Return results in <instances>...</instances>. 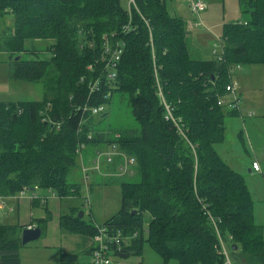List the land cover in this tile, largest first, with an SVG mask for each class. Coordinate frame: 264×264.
I'll list each match as a JSON object with an SVG mask.
<instances>
[{"label": "trees", "instance_id": "16d2710c", "mask_svg": "<svg viewBox=\"0 0 264 264\" xmlns=\"http://www.w3.org/2000/svg\"><path fill=\"white\" fill-rule=\"evenodd\" d=\"M237 1L249 21L221 26L223 60L218 62L213 54L209 61L195 57L185 22L167 13L166 0H0V13L9 10L13 18L11 30L0 35V53L11 58V79L41 82L44 94L55 95L58 89L65 93L62 98L46 95L42 102L0 104V197L39 188L60 200L76 199L77 182H67L68 176L80 175L76 156L87 152L95 163L101 153L96 143L107 152L116 143L134 159L139 181H119L120 209L103 224L106 228L138 233L148 214L150 247L164 262L178 264H221L216 252L219 230L231 249L235 247L237 258L242 254L246 264H264V240L253 223L252 196L243 177L215 150L224 139L223 120L229 115L217 102L227 94L231 69L264 64V0ZM112 38L124 46L115 79L90 96L88 83L98 76L102 46ZM35 40L49 42L52 58L41 59V52L24 47V42ZM21 54L31 57L23 59ZM154 71L186 139L164 121ZM117 91L127 93L140 133L135 140L98 142L87 125L96 116L80 109L107 106L111 98L105 95ZM44 116L49 122L40 121ZM52 123H60V129ZM78 211L73 207L71 225L61 216L60 226L92 238L95 225L79 220ZM45 222L40 221L39 228ZM18 230L0 226V264H20ZM141 237L139 233L131 240L123 254H140ZM238 251L241 254H235ZM59 263L78 262L76 256L62 255Z\"/></svg>", "mask_w": 264, "mask_h": 264}, {"label": "rangeland", "instance_id": "374dc122", "mask_svg": "<svg viewBox=\"0 0 264 264\" xmlns=\"http://www.w3.org/2000/svg\"><path fill=\"white\" fill-rule=\"evenodd\" d=\"M205 10L199 14L191 13L185 0H166V11L170 16L181 18L186 25V30L190 36V45L192 49H197L202 59L207 61L212 57V51L220 53V35L221 26L227 23L247 22L249 15L243 14L239 10L237 0H201ZM125 5V3H124ZM9 10H3L0 13V35H6L4 31L9 32L12 27L13 18ZM50 46L46 40H35L24 42L27 49H35L41 52L40 58L47 60L52 58V53L47 48ZM21 58L30 59V55L21 54ZM11 59V58H10ZM10 59L6 53H0V104L21 103V102H42L48 95L44 94V85L41 82H24L11 79L9 75ZM86 65V64H85ZM90 70L88 64L85 66ZM93 69V68H92ZM65 76V73H62ZM232 82L243 88V92L237 95L236 109H228L227 104L232 103V96L224 94L218 101H222L224 114H227L223 120L224 139L221 143L215 145V150L221 159L227 163L230 169L240 174L246 184L248 191L252 195L253 201V223L259 226L262 231L264 240V64H254L240 66L238 71L231 72ZM50 86L51 85H46ZM64 90H56L54 97H64ZM112 96V97H110ZM107 98H111L105 106V114L98 115L88 121L87 125L91 133L95 135L98 142H109L127 137L135 140L140 133V127L133 121L130 109L127 104L128 95L121 92H115ZM48 105L46 106V108ZM45 108V109H46ZM51 110V106H50ZM45 112V111H44ZM252 113V116L249 114ZM41 122L45 118L41 117ZM94 139V140H95ZM104 140V141H103ZM94 147L100 148L102 153H106V147L101 143H96ZM97 148V149H98ZM110 148L115 152L112 155L113 161L107 164L99 161L98 170L93 158L88 154L85 158L81 155L76 156V164L80 168V175H71L67 177L68 183L78 184V197L76 199H57L50 200L47 205L39 204L31 208L33 221L36 223L40 218L45 217V224L41 237L33 242L20 246L18 256L20 264H60L62 255L77 257V264H89L91 261L87 250L92 239L87 234L81 232L74 233L70 229L64 230L60 226L61 216L67 220L66 224H72L74 213L66 210V206H74L83 212L82 222L87 225H103L107 220L113 217L120 209L121 189L119 181L138 182V173L133 171L132 175L120 176L119 170L114 171L117 163L121 162L120 156H126L124 148L119 149L116 143L110 144ZM87 154V152H84ZM84 157V156H83ZM111 157V159H112ZM119 158V159H118ZM82 160L85 162L82 167ZM255 162L259 167L258 173L251 172L250 164ZM108 165V166H107ZM111 170L116 176L109 177L106 174ZM84 171H89L88 176ZM94 170V171H93ZM248 170H250L248 172ZM105 173V174H104ZM87 182L85 183V179ZM138 180V181H137ZM45 189H36L32 193L38 196L45 193ZM27 192L19 198H30ZM2 198L4 211L0 212V225H7L8 222L28 223L30 220L29 201L20 200V206L25 205V211H19V221L15 220L17 213L9 206L13 204L14 198ZM89 199V205L85 200ZM47 206V209H46ZM61 206V207H60ZM73 209V207L71 208ZM45 210L49 213H46ZM64 213V214H63ZM63 214V215H62ZM79 219V220H81ZM34 221V222H35ZM141 241V253H129L125 258L111 257L113 264H178L174 260L164 262L163 259L155 252L148 243V224L149 215L145 214L143 218ZM139 238V235L136 239ZM131 245H128L129 248ZM240 251V250H239ZM235 254H241L240 252ZM233 264H246L242 254L237 258L232 252L229 253Z\"/></svg>", "mask_w": 264, "mask_h": 264}, {"label": "built area", "instance_id": "2783aa9c", "mask_svg": "<svg viewBox=\"0 0 264 264\" xmlns=\"http://www.w3.org/2000/svg\"><path fill=\"white\" fill-rule=\"evenodd\" d=\"M188 8L191 13L194 14H199L205 10L204 4L201 2V0H185ZM132 2V0H130ZM127 30V27L123 28V32ZM113 39V38H112ZM111 39V40H112ZM123 43L118 39L115 38L111 42L109 40L106 41V43L102 46L101 53L99 56V59L97 61L99 69L98 71V76L90 81L88 83V94L91 96L92 94L98 93L101 90L102 86L110 85L115 79V70L116 67L120 61V55L123 52ZM221 48V46H220ZM213 55H216V60L218 62H221L223 60L221 51L220 53H217L215 50L212 51ZM90 71H92V67H90ZM240 69V66H235L231 69V72L238 71ZM154 81H155V86H156V95L159 101L160 106L163 109V118L164 121L167 123H170L173 127V129L177 132L178 135L186 139L185 135V130L184 126L181 123V120L179 118H176L174 115V110L173 107L168 104L161 92V87L158 82V78L156 75V72L154 71ZM84 80H80V82H83ZM225 91L227 94L232 96V103L227 104L226 107L228 109H236L237 107V92L235 88L232 85V79L231 83L226 86ZM111 95V93H108ZM107 97V94L105 95L104 98ZM218 106L224 107L225 104L222 101L217 102ZM79 110V109H78ZM80 111L84 113H88L91 116H98L101 113L105 112V106L104 105H96V106H91L88 107L87 105H83L81 107ZM253 114H249V116H252ZM45 122H49V119H47L45 116ZM54 129L58 131L60 129V123L54 124ZM82 145L78 148V154H80V151L82 149ZM115 152L110 150L109 152L106 153H99L96 157L95 163L97 168H95V172L98 170V163L99 161L103 158H105L106 163L110 162L112 163L113 158L117 157L114 155ZM112 157V159H111ZM121 162L119 164V172L118 174L120 176H126V175H132L133 174V167H134V159L129 158L128 156H120ZM251 169L253 172L258 173L259 172V167L258 165L253 162L251 164ZM83 172H87L84 171ZM88 178L85 179V181ZM31 192L30 193V200L34 201L37 200V196L32 193V190H29L27 188H22L19 193H17L19 196L16 198H19L20 196H23L25 193ZM2 198H8V197H0V212L4 211V205L3 202L1 201ZM43 201V199H41ZM88 199L85 200V203L88 204ZM96 228V233L95 235L91 238L92 241L90 243L89 249H88V255L91 258V261L89 264H113L111 261V257H118L119 255L123 254V250L127 248L128 245H130L131 240H135L137 236L139 235V232H133L132 234L128 235L123 233L121 230L114 229V228H106L104 225H99L95 226ZM216 239H217V245H216V252L218 256L220 257L221 264H233L230 258L229 253L232 252L231 246L229 245V242L224 240L221 235L219 230H216ZM119 258V257H118Z\"/></svg>", "mask_w": 264, "mask_h": 264}, {"label": "crops", "instance_id": "0c3cea01", "mask_svg": "<svg viewBox=\"0 0 264 264\" xmlns=\"http://www.w3.org/2000/svg\"><path fill=\"white\" fill-rule=\"evenodd\" d=\"M193 51H194V55H195V57L197 58V59H199V60H203L202 59V55H199V52L197 51V49H193ZM211 59H212V57H211ZM210 59V60H211ZM205 61V60H204ZM207 61H209V60H207ZM232 85H233V87L235 88V90H236V92L238 93V95H240L242 92H243V88L241 87V86H238V85H236V84H234L233 82H232ZM251 114V113H250ZM217 152V151H216ZM218 154V153H217ZM88 154H85V157L87 156ZM83 156V155H82ZM219 156V155H218ZM85 157H82V158H85ZM220 157V156H219ZM221 158V157H220ZM222 160V159H221ZM223 161V160H222ZM84 161H82V163H83ZM85 163V162H84ZM226 163V162H225ZM253 162H251V164H252ZM227 164V163H226ZM251 164H250V168H251ZM117 165V164H116ZM108 166V165H107ZM116 167V166H115ZM115 167H114V171H115ZM95 170V169H94ZM93 170V171H94ZM103 170L106 172V174L109 176V177H114V176H116L111 170L108 172V170L107 169H105V168H103ZM250 170H248V172H249ZM251 172H253L252 171V169H251ZM116 173H117V171H116ZM253 173H256V172H253ZM105 174V173H104ZM86 182H87V180H86ZM36 189H38V188H34V189H32V192L34 191V190H36ZM46 191H45V193H43V194H41V195H37L36 193H34L36 196H37V200H34V201H32V200H30L29 198H14L13 200H11V201H13L14 202V206H13V204H11L10 206H9V208H11L13 211H15L16 213H17V215H16V217H15V220L18 222L19 221V211H25L26 210V206L25 205H22V206H20V204H19V201L20 200H25V201H29V205H30V220H29V222L28 223H16L15 225L13 224V223H11V222H8L7 223V225H0V226H7V227H11V228H18V229H20V232H19V230H18V233H20V235H21V232H22V230L25 228V229H32V228H39V226L38 225H40V221H44L45 220V217H47L46 216V214L45 215H43V216H45V217H43V218H40L39 219V222L38 223H36V219H34V221H33V216H32V213H31V208L32 207H34V206H38L39 204H45V205H47V203L50 201V200H52V199H57V200H59L57 197H56V195H54L51 191H49V190H47V189H45ZM251 194V193H250ZM252 196V195H251ZM13 197V196H12ZM12 197H8V198H12ZM41 199H43V201L41 200ZM89 200V199H88ZM61 201V200H60ZM88 205H89V201H88ZM61 207V206H60ZM67 208H66V210L67 209H69V212H72V207H74V206H66ZM46 209H47V206H46ZM45 212L46 213H49V212H47L46 210H45ZM64 214V213H63ZM62 214V215H63ZM59 219H60V217H59ZM40 230H41V235H42V232H43V229H41V228H39ZM41 237V236H40ZM21 243V242H20ZM89 249V248H88ZM87 252V254H88V250L86 251ZM88 264V263H87Z\"/></svg>", "mask_w": 264, "mask_h": 264}, {"label": "water", "instance_id": "95a60500", "mask_svg": "<svg viewBox=\"0 0 264 264\" xmlns=\"http://www.w3.org/2000/svg\"><path fill=\"white\" fill-rule=\"evenodd\" d=\"M18 58H16L17 60ZM79 219H81L83 217V212H79L78 216ZM41 236V230L39 228H30V229H23L20 235V242H21V246H25L26 244L36 241L40 238ZM232 251H235V247L233 246ZM129 254H121L118 257L119 258H125L127 257Z\"/></svg>", "mask_w": 264, "mask_h": 264}]
</instances>
